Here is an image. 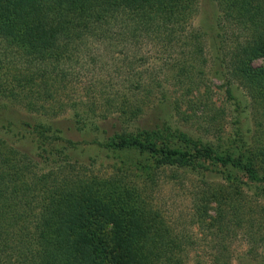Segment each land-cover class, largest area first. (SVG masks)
<instances>
[{"label":"trees","instance_id":"16d2710c","mask_svg":"<svg viewBox=\"0 0 264 264\" xmlns=\"http://www.w3.org/2000/svg\"><path fill=\"white\" fill-rule=\"evenodd\" d=\"M200 1L0 0V111L20 103L48 116L63 112L67 106L61 92L80 46L91 37L165 49L181 45L183 59L201 52L202 36L188 27ZM204 1L215 29L211 44L217 72L228 84L241 86L254 109L249 149L264 178V0ZM230 36H235L233 45L225 49ZM258 59L262 63L253 65ZM176 62V77L190 82L191 64ZM231 90L226 92L232 98ZM159 95L166 97L163 91ZM116 96L112 103L124 116L117 127L96 122L73 106L75 127L69 130L94 128L103 135L104 148L148 149L160 156L162 166L210 171L200 163L205 145L193 150L157 147L151 139L166 126L138 124L140 108H126V93ZM1 126L23 137L32 134L37 152L17 151L0 137V264H178L175 236L139 193L114 176L75 175L64 167L71 166L75 143L55 135L59 130L51 123L22 117ZM237 138L243 143L242 136ZM211 159L224 160L222 155ZM42 160L50 164L47 170L36 167ZM246 169L257 178L252 163ZM227 199L224 189L214 197L217 203Z\"/></svg>","mask_w":264,"mask_h":264},{"label":"rangeland","instance_id":"374dc122","mask_svg":"<svg viewBox=\"0 0 264 264\" xmlns=\"http://www.w3.org/2000/svg\"><path fill=\"white\" fill-rule=\"evenodd\" d=\"M204 2H198V11L188 26L202 36L201 52L183 59L186 49L181 45L165 49L150 43H101L88 38L80 46L61 92L67 108L48 116L13 103L9 110L0 111V137L17 151L36 156L32 134L23 137L1 125L22 117L51 123L54 130H59L55 135L75 143L71 166L64 167L73 169L75 175L114 176L139 193L146 207L156 211L175 236L178 264H222L224 259L229 264H264V178L249 149L254 109L245 90L236 83L228 84L227 78L217 72L219 61H214L216 49L211 44L215 29ZM234 39L227 38L225 49ZM219 54H223L222 48ZM184 60L192 69L188 83L181 82L176 77L177 67H172L175 61L183 66ZM261 63L258 59L253 65ZM228 88L232 89V98L226 92ZM162 91L165 99L159 95ZM118 93L129 97L126 108H140L138 124L157 121L166 126L151 139L157 147L193 150L205 145L206 154L200 163L210 171L162 166L160 156L148 149L104 148L100 145L104 137L94 128L69 130L75 127L73 106L96 122L108 127L115 122L117 127L124 117L115 109L117 103H112L118 100ZM236 135L243 137V143ZM210 155H222L224 160L211 159ZM41 162L46 161L35 163L36 167L47 170L50 164ZM250 163L258 170L257 178H251L246 169ZM221 189L228 199L217 203L214 197ZM204 198L210 199L205 202Z\"/></svg>","mask_w":264,"mask_h":264}]
</instances>
